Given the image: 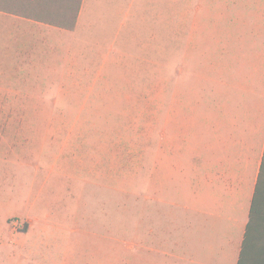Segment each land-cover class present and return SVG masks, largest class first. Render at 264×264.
<instances>
[{
    "label": "rangeland",
    "instance_id": "rangeland-1",
    "mask_svg": "<svg viewBox=\"0 0 264 264\" xmlns=\"http://www.w3.org/2000/svg\"><path fill=\"white\" fill-rule=\"evenodd\" d=\"M117 2L91 18L82 9L60 64L0 82V264L56 253L66 263L117 264L118 243L132 240L140 216L149 225L151 203L155 215L174 160L170 89L176 105L189 77L181 0ZM168 235L179 240V229Z\"/></svg>",
    "mask_w": 264,
    "mask_h": 264
},
{
    "label": "crops",
    "instance_id": "crops-1",
    "mask_svg": "<svg viewBox=\"0 0 264 264\" xmlns=\"http://www.w3.org/2000/svg\"><path fill=\"white\" fill-rule=\"evenodd\" d=\"M117 1L82 0L73 30L0 10V82L60 64V52L74 48L82 9L91 18ZM180 45L189 77L176 105L170 89L174 160L155 215L151 203L149 225L140 216L132 240L118 243L117 264H264V0H181ZM172 228L179 240H168ZM4 260L76 264L57 253Z\"/></svg>",
    "mask_w": 264,
    "mask_h": 264
},
{
    "label": "trees",
    "instance_id": "trees-1",
    "mask_svg": "<svg viewBox=\"0 0 264 264\" xmlns=\"http://www.w3.org/2000/svg\"><path fill=\"white\" fill-rule=\"evenodd\" d=\"M81 4L82 0H0V10L56 27L73 30ZM263 168L262 171H264ZM251 212L253 214V207ZM239 263L241 264V260H239Z\"/></svg>",
    "mask_w": 264,
    "mask_h": 264
}]
</instances>
